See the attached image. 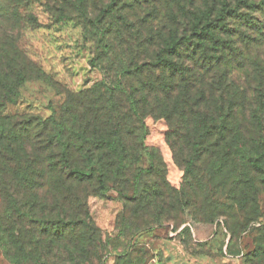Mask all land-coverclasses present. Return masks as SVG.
<instances>
[{
    "label": "trees",
    "instance_id": "trees-1",
    "mask_svg": "<svg viewBox=\"0 0 264 264\" xmlns=\"http://www.w3.org/2000/svg\"><path fill=\"white\" fill-rule=\"evenodd\" d=\"M235 1L205 0L204 8L183 12L184 32L173 33L152 59L107 56L114 79L69 91L59 117L4 113L26 74L9 71L13 59L0 52V244L12 263L102 264L107 247L87 200L110 185L126 191L147 174L166 172L160 149L147 143L150 117L168 124L173 152L189 148V186L202 183L204 172L232 202L203 193L192 199L184 190L169 202L167 184L144 187L125 203V235L163 219L177 227L186 211L193 221L222 216L234 237L227 211L247 217L249 198L262 191L259 176L264 186V18L239 11L264 17V0Z\"/></svg>",
    "mask_w": 264,
    "mask_h": 264
},
{
    "label": "rangeland",
    "instance_id": "rangeland-1",
    "mask_svg": "<svg viewBox=\"0 0 264 264\" xmlns=\"http://www.w3.org/2000/svg\"><path fill=\"white\" fill-rule=\"evenodd\" d=\"M232 1L235 7L236 1ZM2 3L7 6L0 13V52L13 59L8 63L9 71L26 74L19 84L17 101L7 104L4 113L45 119L59 117L69 91L80 93L98 82L114 79L113 63L107 56L112 61L115 56L122 60L124 54L128 58L126 52H136L138 61L152 59L173 33L184 32L183 12L206 6L205 0H86L80 9L78 0H2L0 8ZM239 11L264 18L247 7ZM179 48L189 52L190 46L181 44ZM147 123V143L160 149L166 172L147 174L140 186L133 183L126 191L110 185L87 200L107 247L102 264H264V186L260 176L258 186L262 191L256 199L249 198L247 217L235 207L227 211L233 238L222 216L213 223L193 221L186 211L187 219L177 227L163 219L125 235V203L144 187L153 190L163 186L165 190L167 184L174 191L172 197L168 192L169 202L179 198L183 190L192 199H202L203 193L210 195L209 200L232 202L225 187V191L217 188L204 172L202 183L194 180L195 186L190 187L193 180L185 175L189 148L179 145L173 152L166 138L169 128L165 120L150 117ZM145 160L146 168L147 156ZM206 212L203 202L200 213ZM0 264H14L1 244Z\"/></svg>",
    "mask_w": 264,
    "mask_h": 264
}]
</instances>
